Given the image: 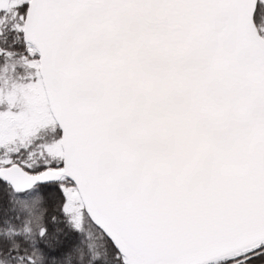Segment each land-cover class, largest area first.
<instances>
[{
	"label": "snow or ice",
	"instance_id": "obj_1",
	"mask_svg": "<svg viewBox=\"0 0 264 264\" xmlns=\"http://www.w3.org/2000/svg\"><path fill=\"white\" fill-rule=\"evenodd\" d=\"M0 264H264V0H0Z\"/></svg>",
	"mask_w": 264,
	"mask_h": 264
}]
</instances>
